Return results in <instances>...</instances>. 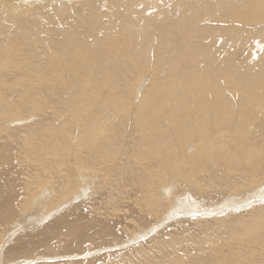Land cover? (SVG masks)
<instances>
[{"label":"bare ground","instance_id":"obj_1","mask_svg":"<svg viewBox=\"0 0 264 264\" xmlns=\"http://www.w3.org/2000/svg\"><path fill=\"white\" fill-rule=\"evenodd\" d=\"M38 1L0 0V231L22 230L0 264L121 245L73 204L75 176L121 173L142 236L220 209L162 239L161 264H264V0ZM44 184L47 209L73 207L20 217Z\"/></svg>","mask_w":264,"mask_h":264},{"label":"rangeland","instance_id":"obj_2","mask_svg":"<svg viewBox=\"0 0 264 264\" xmlns=\"http://www.w3.org/2000/svg\"><path fill=\"white\" fill-rule=\"evenodd\" d=\"M19 1L20 2H18V3L20 4V7H21V5H23V6L27 5L26 6L27 10H30L32 7L35 8V5L36 6L42 5L41 2L38 0H26V2H25V0H23L25 3L22 2V0H19ZM76 1H79V0H66L65 3H67V5L68 4L73 5V4L77 3ZM37 2H38V4H37ZM32 3L34 4V6L31 5ZM19 4L15 5V7L19 6ZM28 7H30V8L28 9ZM21 8L23 9V7H21ZM136 85L141 86V91L144 88V84L141 85L140 82L137 83ZM135 93L138 94V92H135ZM21 126H22L21 120H13V123H10V127H21ZM22 132L23 131H21V134H22ZM19 170H20V167H19ZM34 173H36V172H34ZM216 174H218V172H216ZM93 175H96V173H94ZM108 175H110V174H108ZM74 178L77 181H78V179H80V182L78 181V187L77 188L80 189V188H82V186H85L87 188V191L85 193L86 198L73 200V202H74L73 204L81 205V207H80L81 212L80 213L82 215V219H81L82 223H83L82 225L86 226L87 229H90V230H88V232H89L88 236L90 234H93V231L94 232L105 231V230L108 231L109 229H111L112 231H114V235L116 237H118V239L121 240V242L119 244H121V243L122 244L121 245L116 244V246H110V244H111L110 241H108V239L105 237V241L103 242V243H105V246L101 247L100 249L99 248H97V249L91 248V249H88L86 251V253L82 254V255H76V254H73V255L65 254L64 256L60 255V257L61 256L62 257L60 258L57 256L58 259L56 256H53L52 258L48 257V256H40V257H38L39 259L37 258V259L32 260V261L30 260V261H28V263L32 262L31 264H33V263H37V264H49V263H51V264H84L85 261H89L88 264H133L131 262V260H132V261L136 262V264L137 263L139 264V261H141L140 264H147L146 262H148V264H159L160 263L159 260H160V256H161L160 254H162V251H164L163 246L165 244H163V246L161 244L164 239L168 240L172 237H175L184 230H188V232H191L195 235H198V234L200 235L199 231H201V228L199 229L197 227L198 223H199L198 219H199L201 225L203 226L206 223H208V224L214 223L212 221L214 216L216 217V215L221 214V212H215V211H220V209L219 210H205V211L200 210L201 213H200V211H195V213H191V212H193V210H190V208H188V209H186L185 214H182L180 217L175 216L178 218L174 221L169 220V221H166L162 224H161V220L157 221L159 223H157L155 221L153 223L154 226L156 225L155 226L156 228L154 227L155 228L154 231L152 230V232H148L147 234H144L142 236L141 233L144 232L143 228H139V226L134 223L135 219L129 218L132 215V212L138 214V210L133 206V201L129 199V197L131 196V192L129 193V190H130L129 187L125 188L124 186H122L124 184V176L122 173L120 175H118L117 178H115L113 176H109V177L107 176V177H105V179L91 180L92 177H85V176H80V175L75 176ZM98 181H99V183L97 184ZM104 181H107L109 183L108 188H110V192L113 195L112 194L102 195L101 193L109 192V190L106 191V190L102 189L103 190V192H102V190L100 188H98V186H95L97 184L100 187V185H102L104 183ZM120 187L125 188L123 190V193H122L123 195H121V196L119 193ZM261 187H264V186L258 187L257 191ZM47 188H48L47 185L44 184V185H42V187H39L36 190L34 189V191H36V193H34V191H33L30 194V195H32L31 196L32 198L28 199L26 201V205L24 206V208L21 211H19L20 217L25 215V219H27L30 217H35L38 214H40L41 215L40 217L47 219V216L49 217V215H51L53 212H54L53 213V216H54V215L59 214L60 212L62 213L63 211L69 209V207L70 208L73 207L72 206L73 204L66 205L67 202H65L63 204H60L59 202H57V203H55V204H57L55 207L47 209V206H45L44 202L46 200H48V195L38 196L42 192L45 193V190H48ZM118 188H119V190H117ZM96 189H97V193H96ZM76 191L77 190L75 189L74 194L78 193ZM108 195L113 196V197H111L112 199L111 198L109 199ZM132 197H134V196L132 195ZM41 198H43L44 201H39ZM253 198L257 199L259 201V203L264 202V197H262V198L253 197ZM79 200L80 201L82 200V201L80 202ZM244 204L245 203H243L242 205H244ZM58 206H62V207L64 206V207L61 208L62 210L60 208H58V211L56 212V210H57L56 208ZM241 208H243V207H241ZM244 209H247V208L245 207ZM204 212H206V214ZM207 213H209V214H207ZM238 213H240V212H236V214H238ZM232 214H235V213H232ZM183 215H185V216H183ZM244 215H247V212ZM173 217L174 216L169 217V218H173ZM197 217H200V218H197ZM211 217H213V218L211 219ZM17 218H19V217H17ZM182 219H184V220H182ZM130 221H132V222H130ZM46 222H43L40 225H42V224L44 225V224H46ZM93 223H96L98 226L96 224H93ZM110 224H112L114 226H116V224H118V226L111 228ZM94 225H95V227H93ZM11 226L12 225L9 226V228H8L9 230L5 229L6 232L0 231V245H1L0 246V255H2V256L7 251V246H6V249L3 248V251H1L3 244L6 245V243L8 242L7 245H10L12 242H15L17 237L22 233V230L17 231L16 227L12 228ZM212 226H214V225H212ZM124 229H126V230H124ZM13 231H15V232L13 233ZM10 232H11V234H10ZM17 232H18V234H17ZM15 234H17V235L13 236ZM137 234H138V236H136ZM5 236H6V238H5ZM10 236H13V237H10ZM41 237L39 238L37 236V239H34L35 240L34 244L38 248L42 247V244L45 242V239H46L45 235H43ZM43 237H44V239H43ZM7 238L8 239L10 238L11 240L10 239L8 240ZM39 242H41V243H39ZM133 252H135V254H137V255H135ZM157 252H158L159 256H158ZM133 255H134V257H133ZM130 256H131V258L132 257L133 258L131 259ZM140 256H141V258L144 256L142 258L143 260L141 259L139 261H136V260L140 259L139 258ZM83 260H85V261H83ZM94 260H95V262H94ZM19 261H24L23 264H25V263L27 264V260H17V262H19ZM7 264H12V263H7Z\"/></svg>","mask_w":264,"mask_h":264}]
</instances>
